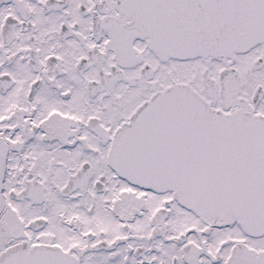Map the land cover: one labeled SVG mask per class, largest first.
<instances>
[{"label":"snow or ice","instance_id":"1","mask_svg":"<svg viewBox=\"0 0 264 264\" xmlns=\"http://www.w3.org/2000/svg\"><path fill=\"white\" fill-rule=\"evenodd\" d=\"M0 264H264V0H0Z\"/></svg>","mask_w":264,"mask_h":264}]
</instances>
